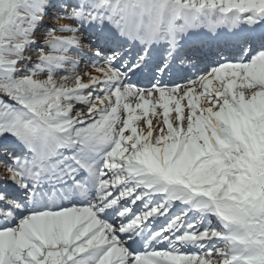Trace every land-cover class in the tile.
<instances>
[{"label": "snow or ice", "instance_id": "obj_1", "mask_svg": "<svg viewBox=\"0 0 264 264\" xmlns=\"http://www.w3.org/2000/svg\"><path fill=\"white\" fill-rule=\"evenodd\" d=\"M0 264H264V0H0Z\"/></svg>", "mask_w": 264, "mask_h": 264}]
</instances>
